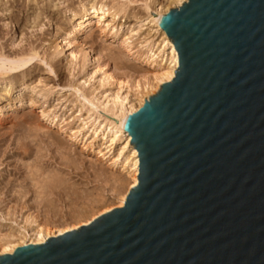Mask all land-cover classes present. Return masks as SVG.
Listing matches in <instances>:
<instances>
[{
  "label": "water",
  "instance_id": "95a60500",
  "mask_svg": "<svg viewBox=\"0 0 264 264\" xmlns=\"http://www.w3.org/2000/svg\"><path fill=\"white\" fill-rule=\"evenodd\" d=\"M157 23L179 68L125 118L128 201L0 264H264V0H188Z\"/></svg>",
  "mask_w": 264,
  "mask_h": 264
},
{
  "label": "rangeland",
  "instance_id": "374dc122",
  "mask_svg": "<svg viewBox=\"0 0 264 264\" xmlns=\"http://www.w3.org/2000/svg\"><path fill=\"white\" fill-rule=\"evenodd\" d=\"M165 1L0 0V237L23 232L29 214L59 224L88 213L126 183L121 171L87 153L63 130L80 124L83 99L102 102L113 90L93 74L98 65L117 78L151 71L124 55L119 38L132 30L137 46L143 39L155 41L140 25L146 5ZM101 4L122 12L113 24L109 18L101 24L92 19L76 31L73 15ZM107 23L111 29H105ZM115 29L118 38L112 40ZM23 57L34 59L23 67ZM100 143L93 141L94 148Z\"/></svg>",
  "mask_w": 264,
  "mask_h": 264
},
{
  "label": "bare ground",
  "instance_id": "6f19581e",
  "mask_svg": "<svg viewBox=\"0 0 264 264\" xmlns=\"http://www.w3.org/2000/svg\"><path fill=\"white\" fill-rule=\"evenodd\" d=\"M186 3H188V0H166L164 5L157 4L152 8L146 5V17L142 20L140 26L147 27L149 29L147 36H154L156 40L147 41L143 39L141 42L139 41L140 43L137 46L133 42L134 35L138 34L137 31L127 30L125 34L120 36L119 45L126 57L151 68V71L135 77L126 74L123 78H117L107 70L105 64L98 65L93 74L100 75L101 86H107L113 88V90L109 89L102 96V102H99L95 97L83 99L85 105L82 108H86V110L84 117L77 118L80 124L72 130L60 128L67 131L69 139L81 144L87 153L95 154L106 165L109 164L110 168L121 171L126 176V183H122L123 185H120V188L118 186V189L111 191L110 200L97 204L88 213L72 217V219L59 224L47 221L41 222L29 214L25 218L23 232L14 236L0 237V257L12 256L22 247L44 245L51 239H57L68 233L89 227L105 215L124 207L130 194L138 185L136 175V168L138 167L137 154L129 147L130 137L123 130L124 121L126 116H131L134 112L140 110L146 100L150 101L162 91L164 84L175 78L179 68L178 54L157 21L160 16H165L171 10L179 9ZM88 10H91V13H88ZM88 10L83 9L82 14L78 17L73 15V18L78 22L76 31L85 30L92 19H95V24H101L103 20L109 18V23L113 24L122 12V10L110 9L102 4L93 5ZM111 10H113L112 13H110ZM110 27L112 25L107 23L105 29ZM116 29L115 32H111L110 38L112 40L118 38L119 33ZM151 33H153L152 36ZM33 59L32 57H23L19 63L24 67L31 63ZM16 63L19 64L18 61ZM3 72L5 73V70ZM98 111L107 115L100 116L102 114H98ZM80 113L81 111H79V115ZM55 119L57 117L53 116L52 122ZM61 124L59 123V125ZM97 139L101 143L94 148L93 141ZM88 140L92 141L88 143Z\"/></svg>",
  "mask_w": 264,
  "mask_h": 264
}]
</instances>
